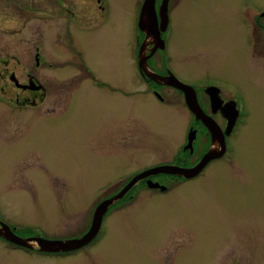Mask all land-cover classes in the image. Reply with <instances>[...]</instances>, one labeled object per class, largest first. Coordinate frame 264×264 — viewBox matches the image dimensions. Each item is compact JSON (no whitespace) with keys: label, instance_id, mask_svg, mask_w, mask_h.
I'll use <instances>...</instances> for the list:
<instances>
[{"label":"rangeland","instance_id":"obj_1","mask_svg":"<svg viewBox=\"0 0 264 264\" xmlns=\"http://www.w3.org/2000/svg\"><path fill=\"white\" fill-rule=\"evenodd\" d=\"M110 4L100 43L105 54L100 63L107 73H130L127 50L136 43L141 0H112ZM239 6L240 0H204V9L194 5L185 20L173 26L172 37L173 64L186 79L216 80L238 98L247 100L250 116L238 127L232 141L237 171L229 179L193 180L184 187L190 189L187 192L154 201L145 199L128 213L109 219L105 239L92 255L100 254L113 264H264L263 60L252 58L253 47L244 39L238 20L227 16L223 26L225 18L219 11L229 12ZM203 15L213 19V25L205 30L200 28ZM19 27L18 18L0 11L1 55L32 54L38 24L29 21L15 36ZM93 48L89 45L86 53L95 66L90 58ZM119 50L126 52L118 56ZM57 66L58 69L44 67V71H70L67 64ZM32 67L33 63L13 62L10 70L17 79H24L26 68ZM1 69L5 72L2 66ZM4 81H0V90L8 86ZM116 105L119 100L111 97L103 104L107 108L104 113L109 136L118 130ZM128 105L134 109L127 113ZM159 106L142 99L125 100L124 124L119 130L137 137L138 144L109 149L105 156L85 154L89 148L77 132L49 133L33 141L21 140L19 131L12 134L19 135L16 140H0V211L19 226L36 221L48 225L58 220L61 211L80 214L82 221L90 205L108 188L106 184L131 168L151 165L150 158L163 159L175 153L183 141V130ZM8 117L12 120L10 115L0 119V132ZM129 117L134 120L126 122ZM157 161L160 160L154 162ZM183 229L193 233V241L167 252L160 249L168 231ZM40 261L54 264L52 260ZM1 264L20 263L2 256Z\"/></svg>","mask_w":264,"mask_h":264},{"label":"flooded vegetation","instance_id":"obj_2","mask_svg":"<svg viewBox=\"0 0 264 264\" xmlns=\"http://www.w3.org/2000/svg\"><path fill=\"white\" fill-rule=\"evenodd\" d=\"M143 2L141 0L136 19V43L133 46L130 44L127 50L131 60L129 70L132 71L107 73L100 63L105 54L100 43L107 28L112 0H0V11L21 21V27L14 31L15 36L29 21L38 24L31 55H1L0 47V81L5 79L4 83L8 85L0 90V119L4 120L8 115L12 118L4 121L1 141L8 143V140L18 139V134H12L19 131L21 140L33 141L49 133L77 132L89 148L85 154L105 156L109 149L120 150L124 144H138L137 137L125 135L119 130L123 128L125 112L134 109L128 105L125 111V100L130 99L160 105L171 114L172 120L180 125L184 133L183 141L177 145L175 153L169 155L170 159L150 158L148 163L151 165L142 169L131 168L113 183L106 184L108 188L90 205L82 221L80 214L61 211L58 220L48 225L36 221L19 226L9 222L8 216L0 211V231L19 240L42 239L61 245L56 250L44 251L37 245L24 247L15 244L0 235V264L2 256L11 257L20 264H43L40 260H52L54 264H113L100 254L92 255V250L105 239L109 219L128 213L145 199L154 201L157 197L187 192L190 189L184 187L193 180L229 179L237 171L232 141L238 127L250 116L247 100L227 90L222 81L225 87L207 78L189 81L173 64V26L183 22L194 5L204 9V0H154L155 24L148 37L138 27ZM219 11L225 18L223 26L227 16L238 20L244 39L253 47L252 58L263 60L264 68V0H240L239 7L229 12L224 9ZM212 25L213 19L203 15L200 28L205 30ZM89 45L94 46L90 58L95 66L89 62L86 53ZM125 52L119 50L118 56H123ZM13 62L33 63L34 67L26 68L24 79H17L10 70ZM62 64H67L70 71H44V67L58 69L57 65ZM1 66L5 72H2ZM147 73L156 76L158 81L152 80ZM174 79L192 88L197 113L189 110L184 92L173 85ZM109 97L119 100V105H116L118 130L112 136L107 131L108 119L107 113H104L107 108H103ZM133 120L129 117L126 122ZM190 133L193 140L188 144ZM209 151L218 157L209 160L195 177L158 173L138 181L121 199L107 207L92 239L81 241L92 229L97 207L119 193L134 177L160 166L191 168ZM156 160L160 161L154 162ZM148 181L157 186L150 187ZM168 232L160 247L162 251L183 248L187 242L194 240L189 230ZM201 242L209 246L212 244L210 240Z\"/></svg>","mask_w":264,"mask_h":264},{"label":"water","instance_id":"obj_3","mask_svg":"<svg viewBox=\"0 0 264 264\" xmlns=\"http://www.w3.org/2000/svg\"><path fill=\"white\" fill-rule=\"evenodd\" d=\"M153 1L154 0H144L143 5H142V9L140 12L139 20H138V27L143 32L146 33L147 37L151 34L150 29H152V27L155 24V20H154L155 14L153 11V6H152ZM147 75L152 80L158 81L156 76H152L149 73H147ZM168 79H170V78H168ZM13 81L15 82L16 80L13 78ZM174 81L175 82L173 85L184 92L189 110H191L194 113H197V111H196L197 104H196L195 95H194L192 88L179 83L176 79H174ZM192 140H193V138H192V135L190 133L189 137H188V144H191ZM217 157H218V155H214V152L209 151L201 159V161L198 164H196L195 166H193L191 168L185 169V168H179V167H175V166H160V167H155V168H152L150 170H147V171L140 173L139 175L134 177L119 193H117L115 196L106 200L105 202H103L102 204H100L97 207L95 214H94L92 229L89 231L88 236H85L83 238V240H81V241L82 242L83 241L88 242L92 239V237L94 236L93 234H95V232H97V230L99 228L100 222L102 220V215L104 214L107 207L109 205H111L113 202L121 199L128 192V190L134 184H136L138 181H140L141 179L146 178L149 175L158 174V173L173 174V175H177V176L184 177V178H192V177H195L197 174L200 173V171L204 168V166L207 164V162L209 160H211L213 158H217ZM147 183H148V185H150V187H156L157 186V184L151 183L150 181H148ZM4 230H7V228H5ZM0 235L3 236L4 238H6L7 240H9L10 242H13L15 244H18V245H21L24 247L25 246L31 247L33 245H37L41 250H44V251H53V250L58 249L61 246L57 242L42 240V239L33 240V241L19 240V239L14 238L13 236H9L7 233L2 232V231H0Z\"/></svg>","mask_w":264,"mask_h":264}]
</instances>
